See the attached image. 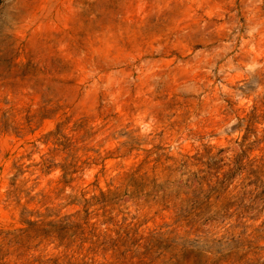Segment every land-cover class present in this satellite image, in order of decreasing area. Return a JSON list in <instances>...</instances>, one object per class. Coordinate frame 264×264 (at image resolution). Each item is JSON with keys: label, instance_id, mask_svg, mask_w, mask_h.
<instances>
[{"label": "clouds", "instance_id": "9594fccd", "mask_svg": "<svg viewBox=\"0 0 264 264\" xmlns=\"http://www.w3.org/2000/svg\"><path fill=\"white\" fill-rule=\"evenodd\" d=\"M22 6L21 21L6 32L22 75L11 82L15 88L0 80V107L12 108L21 125L25 109L31 115L41 107L40 93L23 83L37 51L66 68L42 77V90L54 89L46 107L56 111L34 133L3 138L0 228L17 232L29 222L70 217L82 232L70 246L45 236L24 247L13 243L0 264L65 256L71 264H147L148 257L131 252L117 258L123 249L110 242L126 228L145 238L132 248L138 254L150 235L165 232L177 245L199 240L211 264L220 255L214 242L235 237L251 245L236 248L228 264H264V117L245 138L253 108L264 113V0H126L91 38L73 33L80 11L74 0H22ZM149 15L161 26L146 35L141 24ZM65 118L63 131L77 141L73 155L40 139ZM75 124L83 127L73 131ZM53 148L56 166L45 172ZM209 157L222 160L218 170L209 172ZM74 158L76 170L65 183L62 165ZM137 170L165 188L128 187L122 198L98 202L101 192H123ZM170 256L152 264H174Z\"/></svg>", "mask_w": 264, "mask_h": 264}, {"label": "rangeland", "instance_id": "374dc122", "mask_svg": "<svg viewBox=\"0 0 264 264\" xmlns=\"http://www.w3.org/2000/svg\"><path fill=\"white\" fill-rule=\"evenodd\" d=\"M74 3L80 8V11L73 21V33H78L82 38H91L98 27L107 21V13L122 11L126 0H74ZM24 12L25 9L22 6V0H0V35H4V40L0 41V80L5 81V86L10 85L13 88H15V84L11 82L15 81L18 76H21L22 71L20 66L13 63L16 53L7 43L6 32L9 28L21 21ZM160 26L161 18L155 15H149L144 18L141 24V31L146 35L151 34L158 30ZM29 59V65L23 69L27 73V76L23 77V83L30 85L36 92L40 93L41 107L37 109L36 113L31 115L28 114L30 109H25L26 115L23 125L16 121L12 108L0 107V150L3 148L4 136L13 134L15 137L22 139L24 136L34 133L40 127L43 118L52 115L56 111L55 108L49 110L46 107L48 93L53 92L54 89L49 86L46 90H42L44 86V79L42 77L59 75L65 70L66 66L60 65L51 57H42L39 51H37L35 57L30 56ZM248 87L252 88L253 85L249 84ZM4 103H7L6 99ZM262 117H264V113L258 116L257 108L254 107L247 118L248 128L245 133V138L247 137V132L253 131V122ZM68 119L70 118H65L64 121L57 123L54 131L44 134L40 139L44 143L52 140L58 146L59 150L73 155L77 150V141L63 131ZM239 126V124L233 125V129ZM81 127H83L82 124H75L72 130L75 131ZM249 147L252 146L249 145ZM57 154L56 148L49 150L47 159L43 161V171L46 172L56 166L53 158ZM8 155V152L4 153L5 158ZM206 163L209 172H211L213 169H219L222 160L209 157ZM235 164L237 169L244 166L240 163V157L236 158ZM248 164L250 165L251 161ZM11 166L16 168L17 175L21 172L15 160L12 161ZM62 167L64 169V182L69 183L71 172L76 170L75 158L67 161ZM0 170H2V166H0ZM138 171L131 173L125 178L126 187L123 192L119 189L115 191L109 190L107 193L101 192L97 198L98 202L102 205H108L114 200L122 198L126 194L128 187H131L137 193L142 192L149 183L152 184V193H157L165 188V184H156L154 180L150 181L146 174H138ZM15 179L16 175L10 179V184H14ZM94 183H98V180L94 181ZM12 194L10 192L9 196H12ZM21 219H23V216ZM0 224H2V220H0ZM81 232L82 226L70 217H64L55 223L48 222L47 220H41L38 223L29 222L27 229H21L17 232L5 231L3 228H0V260H3L9 254L8 248L13 243L24 247L29 240L37 236H45L46 238H57L61 243H66V246H70ZM117 235L118 238L112 240L110 244L117 251L121 248L123 249V251H119L118 259L124 257L125 253L131 252V256L140 255L148 257L147 264H152V260L157 256L163 255L164 253H171L170 258L174 260V264H206L205 258L201 254V248L205 245L196 239L184 240L177 245L175 237L171 233L157 232L146 239L144 252L138 254L132 251V248L139 243V240L145 238L137 235L136 228H126L123 231V235H120V233ZM244 243L251 245L250 241H244L235 237L224 242L215 241L214 247L220 255L211 264H228L229 261L235 258V249ZM128 259H131V257H128ZM42 264H71V261L67 256L63 258V262L61 257H52L48 261H43ZM140 264H145V261L141 260Z\"/></svg>", "mask_w": 264, "mask_h": 264}]
</instances>
